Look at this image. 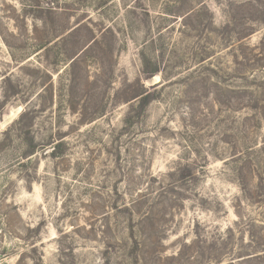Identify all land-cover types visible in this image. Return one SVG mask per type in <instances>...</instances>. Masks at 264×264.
<instances>
[{
    "label": "rangeland",
    "instance_id": "rangeland-1",
    "mask_svg": "<svg viewBox=\"0 0 264 264\" xmlns=\"http://www.w3.org/2000/svg\"><path fill=\"white\" fill-rule=\"evenodd\" d=\"M257 144L264 0H0V264H240Z\"/></svg>",
    "mask_w": 264,
    "mask_h": 264
},
{
    "label": "trees",
    "instance_id": "trees-1",
    "mask_svg": "<svg viewBox=\"0 0 264 264\" xmlns=\"http://www.w3.org/2000/svg\"><path fill=\"white\" fill-rule=\"evenodd\" d=\"M194 13V11L192 12ZM234 23H232L233 25ZM231 23L228 22L225 27L224 30H226V34L227 36L232 39L233 35L235 34V32H233V27H232ZM108 31V30H107ZM106 31V32H107ZM243 37L242 35H239L238 37L234 38L235 40L238 39H243L240 38ZM234 39H232L231 42H234ZM239 40V41H240ZM159 72V70H156L152 73H150L148 75V78H152L154 77L157 73ZM153 101L152 97H151V92L149 90H147L145 87H143L141 90H137V91H133V93L131 94V96H127L125 98V100H123L124 103L128 104L131 103V108H138L140 109V111H143L145 108H147L150 103ZM134 104V105H133ZM129 122V119H128ZM264 147V145L262 146ZM262 147H258V144L255 146L256 149H246L245 153L248 152H254L259 154V151L263 152L264 148ZM34 153H32L31 155H33ZM249 244H251V248L252 250H249V252L240 255L239 258H243L242 260H240V264H243L241 262H245L246 264H264V239L263 242H256L255 240H252ZM215 264H225L223 261H217ZM229 264H235V262H231Z\"/></svg>",
    "mask_w": 264,
    "mask_h": 264
}]
</instances>
